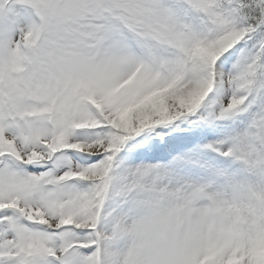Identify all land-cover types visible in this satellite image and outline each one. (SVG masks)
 <instances>
[{"label": "snow or ice", "instance_id": "obj_1", "mask_svg": "<svg viewBox=\"0 0 264 264\" xmlns=\"http://www.w3.org/2000/svg\"><path fill=\"white\" fill-rule=\"evenodd\" d=\"M0 264H264V0H0Z\"/></svg>", "mask_w": 264, "mask_h": 264}]
</instances>
